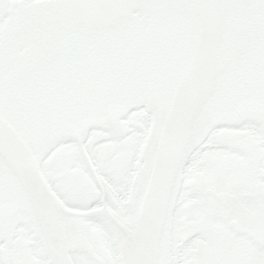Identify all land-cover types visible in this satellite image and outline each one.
<instances>
[{
    "label": "water",
    "instance_id": "1",
    "mask_svg": "<svg viewBox=\"0 0 264 264\" xmlns=\"http://www.w3.org/2000/svg\"><path fill=\"white\" fill-rule=\"evenodd\" d=\"M139 108L151 119L141 151L150 158L133 219L104 201L68 210L43 159L70 142L85 157L91 130L117 142ZM241 125L264 132V0H0V244H12L16 214L43 238L78 244L90 219L112 237L119 264H165L184 165L213 130ZM225 204L232 230L264 251V205Z\"/></svg>",
    "mask_w": 264,
    "mask_h": 264
},
{
    "label": "flooded vegetation",
    "instance_id": "2",
    "mask_svg": "<svg viewBox=\"0 0 264 264\" xmlns=\"http://www.w3.org/2000/svg\"><path fill=\"white\" fill-rule=\"evenodd\" d=\"M128 133L114 142L108 134L91 130L83 142L85 157L75 143L59 145L41 163L44 180L68 210L86 212L102 207L129 223L139 204L144 180L141 152L150 127L143 108L122 119ZM87 162V163H86ZM103 189V193L100 189ZM225 197L226 199H223ZM234 199L247 210L253 202L264 205V132L254 125L220 127L189 156L165 241V264H264V251L244 235L226 206ZM12 244L1 243L7 264H50L48 253L57 249L49 237L26 216L14 217ZM86 241H66L59 247L73 264H119L110 234L96 220L86 219ZM94 255L103 261H94Z\"/></svg>",
    "mask_w": 264,
    "mask_h": 264
},
{
    "label": "bare ground",
    "instance_id": "3",
    "mask_svg": "<svg viewBox=\"0 0 264 264\" xmlns=\"http://www.w3.org/2000/svg\"><path fill=\"white\" fill-rule=\"evenodd\" d=\"M152 149V147H150V150ZM17 215V214H16ZM20 215H22V214H20ZM23 216H25V215H23ZM26 217H28V216H26ZM29 218V217H28ZM49 220L47 221V223H46V225H48L49 227H52V225L51 224H49ZM35 226H37V228L40 230V232H41V228L39 227V224L38 223H35ZM50 230L51 229H48L47 231H49L50 232ZM44 232V231H43ZM45 233V232H44ZM49 238H50V240L52 241V244L53 245H55L56 247H57V249H53V254L56 256V257H61V251H60V249H59V247H61L62 245H64L65 243H66V241H57L56 239H54V236H53V234H52V231L50 232V235H49ZM67 248L69 249V250H73V248H72V243H70V242H68L67 241ZM68 255V254H67ZM62 256H65V255H62ZM68 257L70 258V256L68 255ZM71 259V258H70ZM72 261V260H71ZM73 264V263H72Z\"/></svg>",
    "mask_w": 264,
    "mask_h": 264
}]
</instances>
